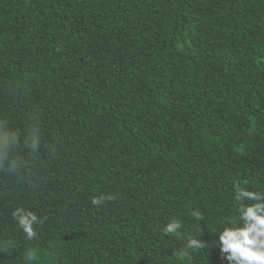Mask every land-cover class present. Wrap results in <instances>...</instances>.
<instances>
[{
    "label": "trees",
    "instance_id": "trees-1",
    "mask_svg": "<svg viewBox=\"0 0 264 264\" xmlns=\"http://www.w3.org/2000/svg\"><path fill=\"white\" fill-rule=\"evenodd\" d=\"M31 117L0 264H228L234 182L264 194V0H0V118L23 145ZM189 236L207 247L183 260Z\"/></svg>",
    "mask_w": 264,
    "mask_h": 264
},
{
    "label": "clouds",
    "instance_id": "clouds-1",
    "mask_svg": "<svg viewBox=\"0 0 264 264\" xmlns=\"http://www.w3.org/2000/svg\"><path fill=\"white\" fill-rule=\"evenodd\" d=\"M41 136L39 123L36 117H31L29 131L21 144V134L9 127L7 120L0 118V174L8 177H20L25 170V163L18 155L21 148L30 151L33 156L39 153ZM235 201L239 205L238 217L229 220V224H238V227L226 228L219 235V249L221 258L228 261V264H264V194L244 190L240 183L234 182ZM108 202H115V197L105 196L91 201L94 207H100ZM249 203L251 206H248ZM198 221L205 217L197 212L192 213ZM13 220L17 223L18 229L23 232L28 241L36 240V226H43L46 222L31 212L17 209L12 214ZM183 224L173 221L167 225L164 231L165 236H177L183 239L179 230ZM207 245L200 240L187 237L185 249L177 253L183 260H191L190 253L204 252ZM27 262L31 264L36 259L34 251L27 254Z\"/></svg>",
    "mask_w": 264,
    "mask_h": 264
}]
</instances>
